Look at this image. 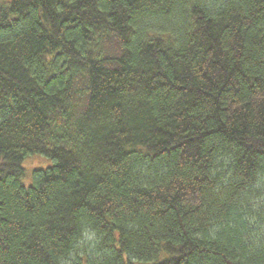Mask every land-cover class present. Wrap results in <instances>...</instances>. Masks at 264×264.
Listing matches in <instances>:
<instances>
[{
	"label": "trees",
	"instance_id": "1",
	"mask_svg": "<svg viewBox=\"0 0 264 264\" xmlns=\"http://www.w3.org/2000/svg\"><path fill=\"white\" fill-rule=\"evenodd\" d=\"M0 264H264V0L1 5Z\"/></svg>",
	"mask_w": 264,
	"mask_h": 264
},
{
	"label": "rangeland",
	"instance_id": "2",
	"mask_svg": "<svg viewBox=\"0 0 264 264\" xmlns=\"http://www.w3.org/2000/svg\"><path fill=\"white\" fill-rule=\"evenodd\" d=\"M12 0H0L1 5H9ZM52 165V160L40 155L34 154L26 158L24 162V168L26 169V175L23 179V184L27 187L34 184V172L38 169H47ZM94 240V237H88V240Z\"/></svg>",
	"mask_w": 264,
	"mask_h": 264
}]
</instances>
